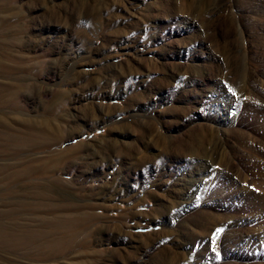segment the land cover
Wrapping results in <instances>:
<instances>
[{
	"label": "rangeland",
	"instance_id": "rangeland-1",
	"mask_svg": "<svg viewBox=\"0 0 264 264\" xmlns=\"http://www.w3.org/2000/svg\"><path fill=\"white\" fill-rule=\"evenodd\" d=\"M81 258L264 264V0H0V264Z\"/></svg>",
	"mask_w": 264,
	"mask_h": 264
},
{
	"label": "bare ground",
	"instance_id": "bare-ground-1",
	"mask_svg": "<svg viewBox=\"0 0 264 264\" xmlns=\"http://www.w3.org/2000/svg\"><path fill=\"white\" fill-rule=\"evenodd\" d=\"M40 134L44 138L43 139L44 141H42V142H46V140L49 139L48 138L49 135H47V133L45 131H40ZM51 138H55V137H51ZM22 140L25 142L27 141L29 143L36 141V140H34L33 137L32 138L24 137V138H22ZM36 143H38V142H36ZM32 144H34V143H32ZM42 144H45V143H42ZM68 151L69 152L74 151V149L73 150L69 149ZM68 151H67V153H68ZM54 158H56V157L54 156ZM53 162H55V161H53ZM24 171H31L32 172L35 170H33V169L31 170L29 168H26ZM40 172H42V170ZM62 206L59 207V211L61 210V213L65 214L64 218L63 219L60 218L59 224L57 223V224L53 225V227H51V231L54 232L55 234H58L59 236L56 237L57 239H55V240H53V242H51V246H47V247H50L52 249H54V248H70L71 249V247H73V248L79 249L80 251L82 249L86 250L87 248H90L91 247L90 246L91 239L88 240L85 237L88 236L89 233L91 232V230L89 233L87 231L90 229V227L92 225H94L93 223L96 222V220L99 221V219L101 218L100 214L90 211L88 208H91L92 206H90L88 204H79L77 207H66V206L62 207ZM55 210H57V208ZM71 238H74V240H72ZM90 251H91V249H90ZM93 252H95V251H93ZM84 257H85V255H84ZM52 260H54V259H52ZM87 262H90L89 258H81L77 264H85Z\"/></svg>",
	"mask_w": 264,
	"mask_h": 264
}]
</instances>
